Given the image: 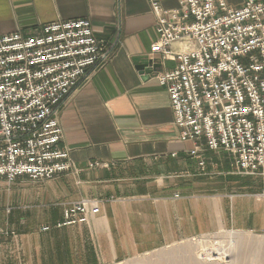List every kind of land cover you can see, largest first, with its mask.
<instances>
[{
  "label": "crops",
  "instance_id": "0c3cea01",
  "mask_svg": "<svg viewBox=\"0 0 264 264\" xmlns=\"http://www.w3.org/2000/svg\"><path fill=\"white\" fill-rule=\"evenodd\" d=\"M157 1L179 7V0ZM244 1L226 0L231 7ZM76 19L91 21L107 61L56 108L73 167L10 185L0 264H116L221 229L264 233V175L241 173L230 153L210 150L204 139L179 137L156 77L176 62L151 52L158 32L150 0H0V38ZM149 60L160 68L137 67ZM6 186L3 180L0 190ZM86 199L98 202L99 213L64 223L65 211Z\"/></svg>",
  "mask_w": 264,
  "mask_h": 264
},
{
  "label": "built area",
  "instance_id": "2783aa9c",
  "mask_svg": "<svg viewBox=\"0 0 264 264\" xmlns=\"http://www.w3.org/2000/svg\"><path fill=\"white\" fill-rule=\"evenodd\" d=\"M150 1L158 32L151 52L176 62L156 77L169 93L180 139H204L210 150L230 153L241 173L264 175V0L240 7L179 0L175 9ZM177 42H187V49L173 50ZM105 47L89 19L0 38V182L18 176L41 182L73 167L60 146L56 108L105 64ZM99 211L95 200L76 202L64 223ZM0 234H7L1 225Z\"/></svg>",
  "mask_w": 264,
  "mask_h": 264
},
{
  "label": "rangeland",
  "instance_id": "374dc122",
  "mask_svg": "<svg viewBox=\"0 0 264 264\" xmlns=\"http://www.w3.org/2000/svg\"><path fill=\"white\" fill-rule=\"evenodd\" d=\"M6 183L7 186L0 190V212L4 211L5 215H9L10 185L14 182ZM4 230L6 235L10 233L8 229ZM203 239L209 241L203 242ZM246 239H249V242ZM259 240H264V233L221 229L116 264H264V242L258 244ZM246 243L250 244L244 245Z\"/></svg>",
  "mask_w": 264,
  "mask_h": 264
},
{
  "label": "water",
  "instance_id": "95a60500",
  "mask_svg": "<svg viewBox=\"0 0 264 264\" xmlns=\"http://www.w3.org/2000/svg\"><path fill=\"white\" fill-rule=\"evenodd\" d=\"M149 65H153V70H151V71H154V72L157 71V68H160V67H158V65L153 64V61L152 60H149L146 63L139 64L137 67L139 69H144V68H146Z\"/></svg>",
  "mask_w": 264,
  "mask_h": 264
},
{
  "label": "bare ground",
  "instance_id": "6f19581e",
  "mask_svg": "<svg viewBox=\"0 0 264 264\" xmlns=\"http://www.w3.org/2000/svg\"><path fill=\"white\" fill-rule=\"evenodd\" d=\"M225 237V236H224ZM204 240V239H203ZM247 240V242H249V239H246ZM205 241H209L208 239H206V240H204L203 242H205ZM211 241V240H210ZM262 242H264V240H259V241H257V243L259 244V243H262ZM220 243V242H219ZM222 244H224V243H222ZM250 243H246V244H244V245H249ZM215 248V247H214ZM204 249V248H203ZM247 249H244V251H246ZM200 257V256H199ZM205 260H206V257L204 258ZM201 260H203V259H201ZM204 261V260H203Z\"/></svg>",
  "mask_w": 264,
  "mask_h": 264
}]
</instances>
